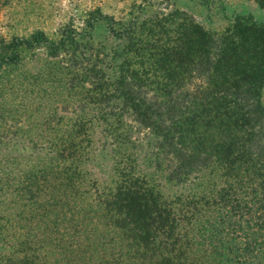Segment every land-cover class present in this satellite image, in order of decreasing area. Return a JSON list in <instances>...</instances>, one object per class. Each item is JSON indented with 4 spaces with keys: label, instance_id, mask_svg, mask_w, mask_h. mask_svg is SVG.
I'll return each mask as SVG.
<instances>
[{
    "label": "trees",
    "instance_id": "trees-1",
    "mask_svg": "<svg viewBox=\"0 0 264 264\" xmlns=\"http://www.w3.org/2000/svg\"><path fill=\"white\" fill-rule=\"evenodd\" d=\"M89 15L81 30L0 39V77L42 50L65 68L79 113L45 119L55 135L44 158L0 181L26 222L0 264H264V23L237 15L216 34L185 13ZM96 22L116 40L109 49L92 37ZM94 122L118 151L134 144L133 126L146 131L151 165L184 195L158 192L133 154L118 155L112 186L87 181Z\"/></svg>",
    "mask_w": 264,
    "mask_h": 264
},
{
    "label": "rangeland",
    "instance_id": "rangeland-1",
    "mask_svg": "<svg viewBox=\"0 0 264 264\" xmlns=\"http://www.w3.org/2000/svg\"><path fill=\"white\" fill-rule=\"evenodd\" d=\"M96 10L123 22L133 17L141 21L155 15L185 13L204 30L216 34H221L237 15H250L264 23V9L254 0H0V39L27 38L36 30L51 36L66 23L81 30L91 17L89 14ZM91 33L94 41L105 44L107 49L116 42L104 22H96ZM23 59L0 77V181L3 183H15L30 164L44 158L47 141L55 135L41 127L45 119L50 118L53 123L60 117L70 120L79 114L75 92L62 64L50 62L42 50L25 52ZM94 114L88 109L85 115ZM103 129V124L94 122L89 155L80 163L87 181L99 188L112 186L118 155L133 154L136 173L158 192L165 197L184 195V185L166 181L164 165L158 170L151 165L153 139L146 131L133 126L130 138L134 144L118 151V147L110 145L112 140ZM31 141H38L41 146ZM10 191L0 188V213L4 212L8 219L0 221V247L15 243L14 233L25 232L15 228L26 222L16 224V208L12 205L16 196Z\"/></svg>",
    "mask_w": 264,
    "mask_h": 264
}]
</instances>
